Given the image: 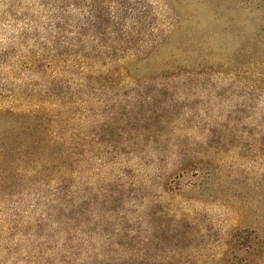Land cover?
<instances>
[{"label":"rangeland","instance_id":"374dc122","mask_svg":"<svg viewBox=\"0 0 264 264\" xmlns=\"http://www.w3.org/2000/svg\"><path fill=\"white\" fill-rule=\"evenodd\" d=\"M185 36L208 58L190 56L191 74L178 78L191 80L187 89L141 105L137 94L151 96L163 68L185 64L182 56L170 58ZM55 43L63 56L99 57L96 70L117 58L120 72L141 87L106 90L103 104L98 95L75 103L82 116L69 125L83 134L99 130L94 141L118 154L95 160L93 152L73 166L61 195L71 202L64 214L75 219L58 225L70 238H44L35 228L57 201L48 118L42 116L39 154L36 138L19 135L28 138L26 156L0 178V264H64L56 254L66 242L73 247L70 264L75 256L79 264H264V0H0V112L50 115L47 97L35 92L48 87L56 68L36 58L47 59ZM86 65L77 62L59 80L82 85ZM235 68L234 83L225 73ZM125 107L137 113L134 119L119 116ZM147 107L166 111L140 123L139 136ZM112 108L118 115L111 118ZM14 119L0 116V138L9 145L19 126L31 123ZM12 160L4 156L0 170ZM32 226L35 236L26 237L23 228ZM35 246L43 256L31 252ZM106 256L112 260L102 261Z\"/></svg>","mask_w":264,"mask_h":264},{"label":"trees","instance_id":"16d2710c","mask_svg":"<svg viewBox=\"0 0 264 264\" xmlns=\"http://www.w3.org/2000/svg\"><path fill=\"white\" fill-rule=\"evenodd\" d=\"M195 44V41L192 37L185 36L181 38L177 45L175 44L173 46V52L170 56V58H173V55H178L183 57V61L186 60L185 64H178V68L176 70H171V68H163L162 75L158 78L157 85L153 88V94L151 96H148V94H137L138 100L140 99V104L143 106L149 105L150 102L157 99L158 96H162L166 92L171 91H177L182 89H187L190 85L191 80H185L180 81L178 78H182V74H186L187 72V62L190 61V56L194 55L197 58L198 62H201L204 59H207L208 57L205 56L204 50L197 49V47H193ZM68 47H74L75 45L67 44ZM60 49L58 50V47H53L52 51L48 52V58H43L38 56L36 58L37 61L40 60H48L50 65L53 67L55 66L56 70L53 73L52 80L48 82V87L45 90H41L39 92H35L36 95L41 98V96H46L50 110V116L46 112H43L42 110H36L33 109L29 112H11V111H5L0 112L1 115L8 116L10 119V123L14 124L16 121H14L16 117L24 116L27 120H29L31 123H27L26 125L19 126L20 131L18 133V136L14 139L13 143L11 145L7 144V141L5 138H0V163L4 161V156L7 154H10L13 157V160L11 162H6L5 169L0 170V178L3 176V174L7 175L9 174L10 170H8L9 166H15L17 164H21L20 162L26 154L24 153V147L28 144V138L26 140L19 138V135H23L26 132V135H28L29 139L36 138V144L34 145V149L36 150L35 153L39 154L40 152V133L43 129V119L42 116H46L48 118L49 128H48V134H49V140H48V158L50 159L49 163V170L52 173L51 174V181L53 184V192L52 196L53 198H56L57 201L53 200L50 206L48 207V216L43 220L37 219L35 223V228L39 229L43 235L48 238L52 239L53 235H67L71 234L70 230L65 232V230L58 228V225L65 226L67 228L68 222H70L72 219H75L73 217H68L64 214L66 209H69V205H71V202L69 200H66L62 195V191L65 190L63 187L64 184L68 183L71 179L70 173L73 171V166L82 165L84 162H88L86 160V156L90 153L95 152L96 156H100V158H96L95 160H102L103 157L112 156V153H115L117 155L118 149L114 148L112 145L105 144L102 146H98L100 143L95 142L94 139L97 137V132L99 131H91L88 134H83L76 128L75 126H70L69 124L71 122H75L78 118L77 115L82 116V114L79 112V108H75L77 102H81L82 104L88 100L93 99V95L97 97L99 96L98 100H95L96 102H99L101 104L104 103V94L102 92H106V90H109L115 86H120V88H125L127 86L136 85L135 88H140L139 85L140 82H130L132 80L130 76L126 72H120V67L116 65L117 58H107V60L114 66L111 68L105 70H96L94 68V65L99 61V57H85L80 56L78 58H71V56L64 55L61 53H58ZM207 55V53H206ZM180 59V58H179ZM178 59V61H179ZM106 60V58H104ZM103 58H101L100 61H104ZM71 61V62H70ZM82 62V64L87 63L89 67V72L85 75H83L82 78V85L80 86H74V88H69L63 85V83L59 80V76L68 74L72 67L75 66L76 63ZM69 63V64H65ZM165 65H169V62L165 63ZM168 67V66H166ZM203 68L198 63H193L192 68ZM75 69V68H74ZM92 69V70H91ZM206 68L203 69L201 72H205ZM172 71V72H171ZM238 69L234 70H228V72L225 73L228 80H232V82H238L240 79V74L238 73ZM191 74V73H190ZM186 74V75H190ZM133 81V80H132ZM126 82V83H124ZM147 86V82H146ZM128 88V87H126ZM134 88V87H133ZM136 91V90H135ZM138 91V90H137ZM102 93V96H101ZM114 97V96H113ZM133 100H136L134 97ZM41 102V101H40ZM103 102V103H102ZM42 105V103H40ZM78 107V106H77ZM42 109V107H40ZM138 108L135 107V109ZM76 109V110H75ZM127 107L123 108V112L119 113V116L122 118L124 116L130 117L129 119H134V114H137L134 112L133 109L130 111H126ZM158 107H152L151 109L147 107V110H145V113L143 116L138 120V124L140 123L144 124L146 123V119H151L152 117L155 119L159 114ZM166 111V110H165ZM165 111H161L165 113ZM68 113V116L66 113ZM109 116H116V110L114 108L110 109L108 111ZM0 115V116H1ZM155 115V116H154ZM151 116V117H150ZM148 117V118H147ZM162 118V117H161ZM117 121L112 122V126L117 124ZM148 123V122H147ZM163 123V122H162ZM166 124V123H165ZM137 128V127H136ZM144 129L141 125L137 129V131ZM22 130V131H21ZM139 136H143L142 133H138ZM139 136H136L137 138ZM22 137V136H20ZM135 137V139H136ZM152 139L157 138L155 136H150ZM18 139V140H17ZM20 139V140H19ZM89 140L88 143L85 142V140ZM107 147V148H106ZM112 149L111 151H109ZM121 152V151H119ZM104 154V155H103ZM8 170V171H7ZM19 169H16L18 171ZM26 170H20V172H25ZM18 173V172H17ZM19 174V173H18ZM21 174V173H20ZM59 198L64 202V205L62 203H59ZM57 204V211L54 210V207H52L53 203ZM60 207H59V206ZM62 208V209H61ZM79 212V211H78ZM76 211V217H80V212L78 214ZM92 220H95L96 217L93 216L91 218ZM78 220V219H77ZM91 220V221H92ZM107 220L103 221V223H106ZM54 225H57V228L54 227ZM98 225V224H97ZM53 227V229L49 227ZM50 230V233L48 234L45 229ZM28 232L26 228H23L24 233L26 234V237H30L33 233V236H35V232L33 230ZM38 237H41V235ZM70 238V236H69ZM69 238L65 239V242L69 240ZM113 244V238H109L106 242V246H111ZM34 251H31L32 253H37L41 256L44 255L45 252H42L38 250L37 246L33 248ZM73 247L69 246L66 242L65 244H62V250L61 253L56 254L57 255V262L62 263H68L70 264L71 261V255ZM96 252L95 250H93ZM96 257H99V254L95 255ZM75 259L72 261V264H79L80 260L77 256L74 257ZM112 260L110 256L102 257V261L109 262ZM92 262V261H91ZM94 264V262H92ZM102 263V262H100ZM88 264V263H87ZM91 264V263H90ZM97 264V263H96Z\"/></svg>","mask_w":264,"mask_h":264}]
</instances>
